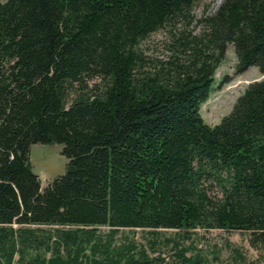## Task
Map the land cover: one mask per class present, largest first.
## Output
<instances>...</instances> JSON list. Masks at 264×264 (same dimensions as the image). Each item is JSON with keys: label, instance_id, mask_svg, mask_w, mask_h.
Returning a JSON list of instances; mask_svg holds the SVG:
<instances>
[{"label": "trees", "instance_id": "obj_1", "mask_svg": "<svg viewBox=\"0 0 264 264\" xmlns=\"http://www.w3.org/2000/svg\"><path fill=\"white\" fill-rule=\"evenodd\" d=\"M196 1H0V264H154L122 228L264 245V78L219 124L201 114L229 43L238 73L264 75V0H224L200 33ZM166 25L172 55L151 62L140 45ZM34 143L69 158L43 190Z\"/></svg>", "mask_w": 264, "mask_h": 264}, {"label": "rangeland", "instance_id": "obj_2", "mask_svg": "<svg viewBox=\"0 0 264 264\" xmlns=\"http://www.w3.org/2000/svg\"><path fill=\"white\" fill-rule=\"evenodd\" d=\"M223 1L197 0L193 7L194 20L190 29L195 33L202 32V19L213 14ZM170 29V25H166L142 41L140 46L151 62L166 61L171 57ZM237 61L234 45L229 43L226 56L216 70L213 87L201 107V114L210 125L219 124L222 118L232 111L237 99L250 82L264 78L257 66H251L245 72L238 73ZM95 81L89 82L92 85ZM63 147L61 143L31 145V167L41 180L42 190L67 171L69 158L63 154ZM14 227L19 225L15 223ZM42 227L48 230L55 228L51 225ZM100 232L106 238L109 228L101 227ZM250 238L251 232L248 230L197 228L187 232L178 229H158L155 234L149 228H122L115 241L124 243L130 239L138 247L144 246L150 257L155 258L154 264L176 262L181 246L186 247L187 257L200 254L205 264H264V245L255 247L251 244ZM176 240L180 241L181 245L177 244Z\"/></svg>", "mask_w": 264, "mask_h": 264}]
</instances>
